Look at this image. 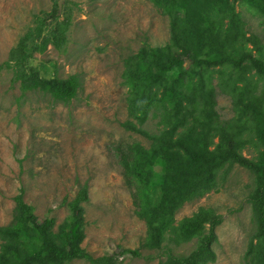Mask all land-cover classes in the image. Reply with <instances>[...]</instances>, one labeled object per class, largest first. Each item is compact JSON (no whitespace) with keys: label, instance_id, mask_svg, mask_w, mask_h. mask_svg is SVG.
Masks as SVG:
<instances>
[{"label":"rangeland","instance_id":"obj_1","mask_svg":"<svg viewBox=\"0 0 264 264\" xmlns=\"http://www.w3.org/2000/svg\"><path fill=\"white\" fill-rule=\"evenodd\" d=\"M37 18L46 19L48 37L67 22L65 43L38 54L28 40L31 60L24 66L44 79L76 76L79 88L68 103L23 91L15 79L18 54L12 53ZM184 48L224 62L209 69L185 64L155 82L157 72L146 66L152 54L177 58ZM247 57L264 61V0H0V231L18 235L0 238V255L7 260L31 242L40 245L16 218V196L22 193L38 223L53 219L51 232L61 243L69 203L86 184L81 248L93 258L159 264L186 257L218 217L215 261L208 264H243L248 243L256 242L249 202L256 174L231 161L196 167L202 193L183 201L185 153L170 149L167 162L155 156L152 138L258 163L264 157L257 137L264 126V77ZM134 156L150 162L148 185L125 172ZM3 244L13 251L5 254Z\"/></svg>","mask_w":264,"mask_h":264},{"label":"trees","instance_id":"obj_2","mask_svg":"<svg viewBox=\"0 0 264 264\" xmlns=\"http://www.w3.org/2000/svg\"><path fill=\"white\" fill-rule=\"evenodd\" d=\"M54 16L55 15L52 17ZM45 22L46 19L37 18L34 29L29 30L19 39L16 50L11 56L12 58H15L14 55L17 51L18 57L11 67L14 69L15 79L20 81L21 89L23 91L38 90L49 95L55 102L68 103L75 98L79 88V81L76 76H70L67 79H44L37 73L31 72V69L26 70L27 68L24 66L26 60H31L29 59L31 55L29 54L30 57L27 59V54L25 53V43L28 40L34 42L33 50L38 54L45 52L49 45H53L55 48H60L65 43V32L68 28V23H63L62 27H60V25L55 27L52 36L48 37L43 36ZM36 40H40L39 43H37ZM247 59L250 67L255 71V73L260 77H264V61L252 57H247ZM228 60L230 61L231 59ZM243 60L244 57H240L237 61H233V64L239 66ZM223 62L224 61L222 60H210L204 57H199L195 54L193 49L184 48L181 56L177 58H171L168 56L161 57L154 53L152 54L151 59L148 60L146 66L147 70L148 67H152L157 72L154 76V81L162 82L173 70L183 69L185 64H187L189 68L209 69L221 66ZM6 67H10V65L6 63ZM147 70L143 75L146 74ZM26 71H28L29 74H27ZM257 137L264 145V126L258 132ZM152 140L154 142L153 151L155 152V156L162 157L167 162H169L168 156L170 154V149L178 148L184 151V156L186 157L185 164L188 169L183 170L181 180H183V178L184 181L187 180L188 185L183 189V195L181 197V200L183 201L192 200L199 197L202 193V188L198 187L196 184L197 176L194 172L196 167H216L218 164L231 161L256 174L257 187L254 193L249 196V202L253 210V219L256 223V234L254 236L256 242L251 240L248 243L243 264H264V157H262V159L255 164L232 152L216 155H204L184 148L179 142L172 143L170 140L164 138H152ZM138 156L145 157L142 152H139ZM134 157H132L129 162L125 161V172L127 175H130L132 180H134L138 185H148L151 182L150 162L146 158L143 162H140L137 160V157ZM171 172V169L168 168L165 175L166 178L167 176L170 177ZM163 181H165V177L163 178ZM161 191L165 197L167 193H165L163 188H161ZM87 201L88 188L85 184L79 188L75 197L69 203V216L61 229L63 241L60 243L59 240L57 241L53 237L51 232L54 225L53 219H45L41 223H38L36 216L33 214L32 208L23 201L22 193H20L15 198L16 218L19 221V224L26 228L27 231H32L35 235L37 234L40 245L38 248H35L31 242V248L28 251L14 252L11 245L6 246L3 244L2 249L5 251V254L9 251L13 252H11V256L7 260L4 259L3 255H0V264H63L73 260H86L90 264H106L107 261H111L114 255L95 259L83 248H81V243L84 238L81 230L83 215L82 204ZM218 224H220V219L218 217H212L210 220L208 234L200 240L197 247L188 256H169L165 262L159 264L213 263L215 261V255L211 250V246L217 240L215 229ZM152 228V225L149 224V229ZM0 238L2 240H7L8 238L18 240V235L15 234L13 239L11 234L9 236V234H4L0 231ZM18 243L19 242L17 241L14 242L15 245ZM122 252L138 256V252L136 251L125 250Z\"/></svg>","mask_w":264,"mask_h":264}]
</instances>
